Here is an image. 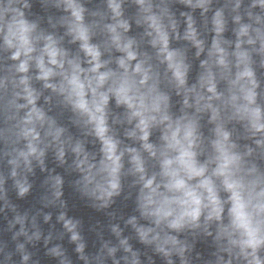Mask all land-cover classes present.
Segmentation results:
<instances>
[{"label": "clouds", "instance_id": "9594fccd", "mask_svg": "<svg viewBox=\"0 0 264 264\" xmlns=\"http://www.w3.org/2000/svg\"><path fill=\"white\" fill-rule=\"evenodd\" d=\"M0 264H264V0H0Z\"/></svg>", "mask_w": 264, "mask_h": 264}]
</instances>
